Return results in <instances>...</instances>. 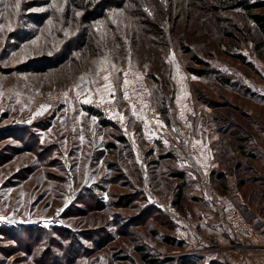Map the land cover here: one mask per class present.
<instances>
[{
	"label": "rangeland",
	"instance_id": "1",
	"mask_svg": "<svg viewBox=\"0 0 264 264\" xmlns=\"http://www.w3.org/2000/svg\"><path fill=\"white\" fill-rule=\"evenodd\" d=\"M104 5L96 0L89 11L81 0H0V264H148L138 251L146 245L153 254L163 251L167 264L183 256L229 264L223 254L204 256L203 240L194 242L175 222L163 165L153 174L164 198L154 192L146 154L160 156L174 144L147 138L184 130L180 137L194 144L206 114L226 132L253 131L263 142L264 50H256L255 30L227 0H127L124 8L103 13ZM125 90L130 94L123 98ZM89 108L96 113L89 115ZM113 135L129 143L126 171L101 155L106 143L117 141ZM220 137L219 151L237 154L235 138ZM140 178L145 198L153 197L178 227L162 231L184 240V248H165L162 235L145 233L160 225H138L141 202L120 205ZM263 188L237 189L244 198L254 192L252 203L264 214L255 190ZM177 212L206 216L200 207ZM203 235L211 243L206 251L230 255L237 249L232 256L238 262L264 256L259 244L236 238L234 246Z\"/></svg>",
	"mask_w": 264,
	"mask_h": 264
},
{
	"label": "trees",
	"instance_id": "2",
	"mask_svg": "<svg viewBox=\"0 0 264 264\" xmlns=\"http://www.w3.org/2000/svg\"><path fill=\"white\" fill-rule=\"evenodd\" d=\"M84 3H87V9H90L94 6L96 3V0H81ZM127 0H104V9H102V12L105 13L108 10L112 9H122L126 5ZM228 7L232 10H238L240 11V16L244 17L246 21L252 24V27L254 28V32L256 36L258 37V41L256 42V50H264V13L261 11L264 10V0H227ZM91 13V12H89ZM90 15V14H89ZM91 16V15H90ZM234 28H237V25H234ZM239 60L242 62H245V57L243 56H238L237 57ZM198 64H203L206 65L207 63L202 61V60H197ZM206 63V64H205ZM191 72L196 73L198 75H202L203 72L197 70V69H191ZM224 83V82H223ZM89 115L95 114L96 110H93L92 108L88 109ZM248 115V114H246ZM204 120L207 124H211L213 122V119L209 118L208 115H204ZM226 120V119H224ZM220 119H218V122L220 123ZM102 126L109 127L111 124L108 121H102L100 122ZM227 128L225 126H220L217 123L216 126V131L221 135L226 137L233 136L236 140V148H237V154H233L234 158L229 156L228 158H231V160L234 162L232 164V168L237 171L235 172V178L239 182L240 185H244L246 183H259L260 185L264 186V173H262L256 166L253 165V159H255V155L252 153L253 149L250 148L251 141L255 137H257L258 142L260 141V138H258V135H256L253 131L252 132H241L239 130H231L230 132H226ZM239 132L241 134H239ZM114 139L117 141L106 143V150H103L101 152L102 156H109L112 158L113 163L116 166H119L123 170L124 168L127 167V163L125 162L126 156L123 154L124 152V147H129V143L127 142L125 136L122 135H113ZM224 141L225 144L231 145L230 141L225 139L222 140ZM256 143H258L255 140ZM254 142V144H255ZM119 143V144H118ZM156 143V142H155ZM153 143V144H155ZM162 142H157L159 145ZM124 145L123 148L119 145ZM166 145V144H165ZM167 146V145H166ZM181 149L177 148H172V146H167L166 151L164 153H160V156H154L153 151H150L147 153V158L149 159L150 157L152 158L151 160H148V166H150L149 170L151 172V186L153 187V190L155 193H158L160 196L164 198L162 195L161 187L158 184L157 176L154 173V168H158L160 165L165 166V171L163 172L165 174V177L169 179V185L171 186L170 190L171 193L173 194V197L171 199V205L175 207L178 211L181 212H187L191 207L196 205L198 202H200V198L198 196H193L191 198L188 197V191L191 188L190 181L188 178L185 176L184 171L179 170L177 167L173 166L172 164L175 163L177 160V154H180ZM156 155V154H155ZM237 156V157H236ZM244 158H247V162L243 161ZM170 161L171 164L168 163ZM244 163L246 166H243ZM136 166V165H135ZM134 166V167H135ZM139 167L136 166L135 169L138 172ZM242 168V169H241ZM232 169V170H233ZM246 171V173H242ZM126 171V170H125ZM129 171V170H128ZM249 175V176H248ZM119 177L116 176L114 177L113 181L114 183L118 182ZM216 179L221 182L219 189L221 191L227 189V180L225 174L220 173L219 175L216 176ZM142 178L138 180V183H133L129 184V187L134 190L135 192L128 196L127 198L124 199V205L120 204L122 208H128V207H137L138 202L142 203V206H140V209L144 212L143 214V221L141 224H138L139 226H142L146 223L147 221H156L159 223L160 227L158 226H152L150 229H148L149 235H151L153 238L157 237L160 238L162 235V241L163 244L166 246L165 248H184L185 243L183 241L177 242L176 237L172 236L169 233H164L162 231V228H165L168 231L175 232L177 230V225L170 219V216L167 215L163 210L159 208V206L156 204V201H154L153 197L150 199L143 194L144 188L140 190V184ZM123 183H127L123 182ZM123 185V184H122ZM217 186V185H216ZM99 187L96 184V189H99ZM216 188V187H215ZM104 189V188H103ZM102 190V189H101ZM97 190H91L90 195H94L93 193ZM259 195L261 196V200L264 199V188L261 190H258ZM135 195V196H134ZM148 200V202H147ZM158 206V207H157ZM240 209L246 214L247 210L245 207H241ZM249 218V217H248ZM251 221V219L249 218ZM252 222V221H251ZM56 232H59V229H55ZM69 236L71 235L69 232H67ZM144 234V233H139ZM146 245V244H145ZM153 250L155 248H152ZM138 251L140 254H142V259L144 262L148 264H167L166 259L163 258V251H160L158 254H153L151 253V250L146 246H140L138 248ZM166 260V261H165ZM202 257L197 258L195 261L194 259L191 258H184L180 261L179 264H202ZM210 264H224L222 262H211ZM227 264V263H226Z\"/></svg>",
	"mask_w": 264,
	"mask_h": 264
},
{
	"label": "crops",
	"instance_id": "3",
	"mask_svg": "<svg viewBox=\"0 0 264 264\" xmlns=\"http://www.w3.org/2000/svg\"><path fill=\"white\" fill-rule=\"evenodd\" d=\"M204 121L205 120L199 121L200 123L198 124L204 126V129L202 130L203 134L198 136L202 138H194V144H175L178 141L177 133L176 135L174 133L171 134V137L158 134L156 136L151 135L150 138L147 139L152 143L163 140L162 142L164 144L170 145L173 143L175 149H181L180 154H177L175 165L179 170L184 171L185 176L190 181L191 188L188 191V197L191 198L193 196H198V198H200V202L191 207L189 211L193 212L196 208L200 207V209L206 215H202V219H198L199 217L196 219L199 223L198 232H193L186 228L185 229L187 232L189 231V233L193 235L194 242L196 240V235L201 237V240L203 241H201L200 245L201 249H204V256L212 257V259L215 260V257L222 258L223 254L228 258L229 264H239V262H242L241 264H264V256L253 257L252 255V259L247 258L248 260H245L244 258H241L238 262V258L233 259L232 256L233 253L237 252V249H230L232 254L228 255L225 252L216 254L217 252L210 251V249L209 251H206L204 248L210 247L211 244L209 241H205V237H203V233L205 232L208 234H216L217 238H214L217 239L216 241H221L220 239H223L224 242L226 241V243L228 242L229 244H234V246H237L235 244L236 238L232 236L227 223L224 221L225 210L231 205H237L239 207L241 206L246 208L248 217L251 219L254 225V238L252 241H250V243L253 244V247L258 244L264 246V214L262 211H258L253 205L254 203H252V200L254 202V192H252L250 198H244V195L237 189L242 185L237 183V179L235 178V172L237 171L235 168H232V164L234 162L231 160V158H228L229 156L231 157V150H225L222 152L219 151L218 148L221 137L219 138L220 134L216 131L217 123L212 122L206 126V122ZM183 131L184 130H180V132ZM261 139H263V142L256 144L251 143L250 145H252V153L255 155V159H253V165L256 166L262 173H264V133L263 136L261 134ZM165 141H167V143H165ZM233 154L235 153H232V157L234 158ZM243 161L247 162V158H244ZM220 173L225 174L227 180V189L223 191H221V188L219 189V185H217L218 183H221L218 181V179H216V176ZM246 184H251L254 186L257 184L260 185L258 182ZM255 190L258 191V189ZM255 205H257V203H255ZM184 235L188 236L185 233ZM187 243L191 244L188 240ZM204 244L206 245L204 246Z\"/></svg>",
	"mask_w": 264,
	"mask_h": 264
},
{
	"label": "built area",
	"instance_id": "4",
	"mask_svg": "<svg viewBox=\"0 0 264 264\" xmlns=\"http://www.w3.org/2000/svg\"><path fill=\"white\" fill-rule=\"evenodd\" d=\"M130 92L128 90H125L123 92V98L129 96ZM112 104L114 106H119L120 105V100L119 99H114ZM149 119H155L153 116H148ZM179 134H183V132H180ZM178 134V144L180 143H191L190 139L188 138H183L180 137ZM168 209V206H166ZM178 210L173 207L170 209V214L174 218L175 222L177 224H180L181 226L185 227L186 229H190L194 232H198L199 229V223L190 212H187V215H180ZM225 220L226 223L230 229V232L232 236L237 238L243 243L250 242L254 238V225L253 223L249 220V218L246 216V214L240 209L239 206L237 205H231L226 208L225 210ZM196 239L201 241L200 236H196Z\"/></svg>",
	"mask_w": 264,
	"mask_h": 264
},
{
	"label": "snow or ice",
	"instance_id": "5",
	"mask_svg": "<svg viewBox=\"0 0 264 264\" xmlns=\"http://www.w3.org/2000/svg\"><path fill=\"white\" fill-rule=\"evenodd\" d=\"M104 79H105V80H108V77L105 76ZM125 83H127V81H125ZM65 95H67V94H65ZM87 102H88V101H85V103H87Z\"/></svg>",
	"mask_w": 264,
	"mask_h": 264
}]
</instances>
